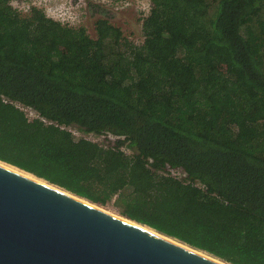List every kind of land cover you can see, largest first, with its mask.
Instances as JSON below:
<instances>
[{
	"label": "trees",
	"instance_id": "trees-1",
	"mask_svg": "<svg viewBox=\"0 0 264 264\" xmlns=\"http://www.w3.org/2000/svg\"><path fill=\"white\" fill-rule=\"evenodd\" d=\"M10 1L0 162L232 264H264V0H151L140 43L105 17L92 37Z\"/></svg>",
	"mask_w": 264,
	"mask_h": 264
},
{
	"label": "water",
	"instance_id": "water-1",
	"mask_svg": "<svg viewBox=\"0 0 264 264\" xmlns=\"http://www.w3.org/2000/svg\"><path fill=\"white\" fill-rule=\"evenodd\" d=\"M45 182L48 184L0 164V264L228 262L175 237L191 248L171 240L155 229L157 232L150 231L133 223V219L116 216L91 204L94 202L87 198Z\"/></svg>",
	"mask_w": 264,
	"mask_h": 264
},
{
	"label": "rangeland",
	"instance_id": "rangeland-1",
	"mask_svg": "<svg viewBox=\"0 0 264 264\" xmlns=\"http://www.w3.org/2000/svg\"><path fill=\"white\" fill-rule=\"evenodd\" d=\"M10 2L22 13H27L32 5L41 7L46 14L62 22L83 25L92 37L96 36V19L105 17L120 27L123 36L136 43H140L143 39L142 20L151 6V0H11ZM21 107L29 117L36 115L31 107ZM71 130L77 136H84L103 144L113 143L116 138L111 133L82 132L74 127H71ZM124 148L131 151L126 146ZM169 171L179 177L184 176L180 168H171ZM102 207L118 213L111 203Z\"/></svg>",
	"mask_w": 264,
	"mask_h": 264
},
{
	"label": "bare ground",
	"instance_id": "bare-ground-1",
	"mask_svg": "<svg viewBox=\"0 0 264 264\" xmlns=\"http://www.w3.org/2000/svg\"><path fill=\"white\" fill-rule=\"evenodd\" d=\"M5 162H3L2 163V161L0 162V164L1 165H5V166H7V167H9V168H11V169H13V170H15V171H17V172H19V173H22V174H24V175H26V176H28V177H32V178H34V179H37V180H40L41 182H43V183H45V184H48L47 182H45V180H42V179H39V178H37V177H35V176H32V174L30 175V173H28V172H26L25 173V171L23 172V170L21 171V169L20 170H18V169H16V168H14L15 166H13L12 167V165H7V163H5ZM57 187V186H56ZM59 188H61V187H59ZM63 189V188H62ZM64 190V189H63ZM91 204H93V205H96L95 203H91ZM96 206H98V205H96ZM98 207H100V206H98ZM100 208H102V207H100ZM102 209H104V208H102ZM105 211H107V212H109V213H112V214H114V215H116V216H119V217H121V218H125V217H123V216H121V215H119V214H117V213H115V212H112L111 210H107V209H104ZM127 220H130V219H128V218H126ZM133 223H135V224H138L139 226H141V227H144V228H146V229H149L150 231H153V232H157V231H155L154 229H151V228H149V227H147V226H145V225H143V224H140V223H138V222H135V221H133V220H131ZM161 235H163V234H161ZM163 236H165V235H163ZM169 239H171V240H174V241H176V242H178V243H181V244H184V243H182V242H180V241H178L177 239H175V238H173V237H168ZM185 246H187V247H189L187 244H184ZM189 248H191V247H189ZM199 252H201V253H206V252H204V251H202V250H198ZM206 254H208V253H206ZM210 257H212V258H214V259H217L216 257H213L212 255H210V254H208ZM217 260H219V259H217ZM223 263H225V264H229L228 262H225V261H223Z\"/></svg>",
	"mask_w": 264,
	"mask_h": 264
}]
</instances>
